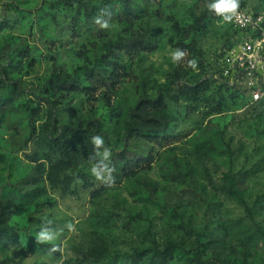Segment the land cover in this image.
<instances>
[{
	"label": "rangeland",
	"instance_id": "1",
	"mask_svg": "<svg viewBox=\"0 0 264 264\" xmlns=\"http://www.w3.org/2000/svg\"><path fill=\"white\" fill-rule=\"evenodd\" d=\"M211 2L0 0V264H264V106L215 79Z\"/></svg>",
	"mask_w": 264,
	"mask_h": 264
},
{
	"label": "built area",
	"instance_id": "2",
	"mask_svg": "<svg viewBox=\"0 0 264 264\" xmlns=\"http://www.w3.org/2000/svg\"><path fill=\"white\" fill-rule=\"evenodd\" d=\"M232 42L214 62V77L246 95L250 106H264V10L237 8Z\"/></svg>",
	"mask_w": 264,
	"mask_h": 264
},
{
	"label": "clouds",
	"instance_id": "3",
	"mask_svg": "<svg viewBox=\"0 0 264 264\" xmlns=\"http://www.w3.org/2000/svg\"><path fill=\"white\" fill-rule=\"evenodd\" d=\"M239 7L238 0H214L208 4L210 10H215L218 16H222V23L231 22L233 16L236 14V10ZM97 23L101 25L102 28H108L109 23L107 21L101 22L97 20ZM186 52L181 49H176L172 55L171 59L173 63L179 64L185 57ZM188 66L192 69L197 68V61L195 59L188 62ZM96 148L95 155L92 157L94 163L90 169L91 174L98 180L103 181L106 184H110L113 181L112 172L114 168L111 166V159L113 156L112 149L105 146V141L102 136H94L91 141ZM102 149V151H100ZM49 223H51L49 221ZM66 227L71 230L73 225L71 223L67 224ZM36 241L39 244H53L58 238V234L50 227H42L39 232L36 233ZM56 250L54 245L53 251Z\"/></svg>",
	"mask_w": 264,
	"mask_h": 264
},
{
	"label": "trees",
	"instance_id": "4",
	"mask_svg": "<svg viewBox=\"0 0 264 264\" xmlns=\"http://www.w3.org/2000/svg\"><path fill=\"white\" fill-rule=\"evenodd\" d=\"M165 257H166V254H159V255L157 256V259L162 260V259H164Z\"/></svg>",
	"mask_w": 264,
	"mask_h": 264
}]
</instances>
